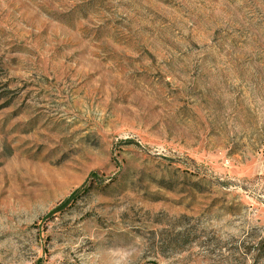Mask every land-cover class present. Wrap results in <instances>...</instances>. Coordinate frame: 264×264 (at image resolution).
I'll list each match as a JSON object with an SVG mask.
<instances>
[{"label": "rangeland", "instance_id": "rangeland-1", "mask_svg": "<svg viewBox=\"0 0 264 264\" xmlns=\"http://www.w3.org/2000/svg\"><path fill=\"white\" fill-rule=\"evenodd\" d=\"M0 264H264V0H0Z\"/></svg>", "mask_w": 264, "mask_h": 264}]
</instances>
